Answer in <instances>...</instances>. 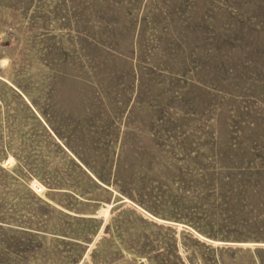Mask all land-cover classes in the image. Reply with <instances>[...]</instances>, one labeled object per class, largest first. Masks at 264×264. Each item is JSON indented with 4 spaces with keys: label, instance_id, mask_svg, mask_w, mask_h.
Returning a JSON list of instances; mask_svg holds the SVG:
<instances>
[{
    "label": "rangeland",
    "instance_id": "obj_1",
    "mask_svg": "<svg viewBox=\"0 0 264 264\" xmlns=\"http://www.w3.org/2000/svg\"><path fill=\"white\" fill-rule=\"evenodd\" d=\"M0 264H264V0H0Z\"/></svg>",
    "mask_w": 264,
    "mask_h": 264
}]
</instances>
